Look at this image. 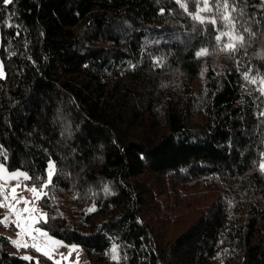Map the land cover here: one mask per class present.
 I'll use <instances>...</instances> for the list:
<instances>
[{
  "label": "trees",
  "instance_id": "obj_1",
  "mask_svg": "<svg viewBox=\"0 0 264 264\" xmlns=\"http://www.w3.org/2000/svg\"><path fill=\"white\" fill-rule=\"evenodd\" d=\"M185 1L0 0V164L85 264H264V0Z\"/></svg>",
  "mask_w": 264,
  "mask_h": 264
},
{
  "label": "rangeland",
  "instance_id": "obj_2",
  "mask_svg": "<svg viewBox=\"0 0 264 264\" xmlns=\"http://www.w3.org/2000/svg\"><path fill=\"white\" fill-rule=\"evenodd\" d=\"M178 1L188 7L185 0ZM202 8H205V4ZM4 75L5 69L0 57V76ZM54 174L55 163L51 160L47 183L52 182ZM28 179L26 171L9 170L5 164H0V203L5 213V234L11 238L17 250L31 246L60 264H85L87 255L81 245L60 239L46 228L48 216L40 202L44 189L30 185ZM32 189L36 191L33 192ZM25 200L28 201L27 204L24 203ZM22 256L32 258L27 251Z\"/></svg>",
  "mask_w": 264,
  "mask_h": 264
},
{
  "label": "snow or ice",
  "instance_id": "obj_3",
  "mask_svg": "<svg viewBox=\"0 0 264 264\" xmlns=\"http://www.w3.org/2000/svg\"><path fill=\"white\" fill-rule=\"evenodd\" d=\"M4 4H11L13 2V0H3ZM207 2L208 0H201V3L205 4V8L202 9V11H209L211 12L212 9L207 7ZM213 4L216 6L217 11H219L220 13V21L221 23H227L228 25H230L232 28L235 27V22L233 19L230 18L229 14L227 13V9H228V3L227 0H212ZM235 4H236V0H233V8L232 11L235 12L236 8H235ZM221 9H223V11H220ZM196 19H199L201 21V23L204 22V20L199 16V14L196 15V17H194ZM209 23L215 24L216 21L215 19L210 20ZM228 35V33H222L220 36H217V39L220 40L223 36ZM233 41L232 43L226 44L224 47V50L226 51H235L236 50V43L235 41H238L240 44L243 43V36H239V37H233ZM201 55H206L207 51H203L200 53ZM46 185H42V187H44ZM107 190V189H106ZM13 192H15V189L12 190ZM33 192L36 191V189H32ZM25 204L28 203L27 200L24 201ZM0 207H2V205H0ZM113 251H115V249H113ZM115 258V257H114Z\"/></svg>",
  "mask_w": 264,
  "mask_h": 264
}]
</instances>
